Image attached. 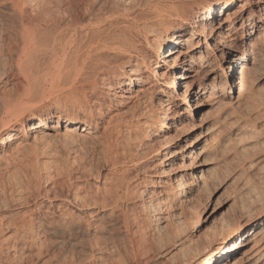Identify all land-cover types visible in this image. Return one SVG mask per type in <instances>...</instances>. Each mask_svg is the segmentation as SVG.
I'll list each match as a JSON object with an SVG mask.
<instances>
[{
	"label": "bare ground",
	"instance_id": "obj_1",
	"mask_svg": "<svg viewBox=\"0 0 264 264\" xmlns=\"http://www.w3.org/2000/svg\"><path fill=\"white\" fill-rule=\"evenodd\" d=\"M154 1L146 2L141 14L132 15L129 0H0V82L2 71L14 72L20 87L15 95L0 93V113L10 115L0 128V155L18 134L25 131L34 138L35 132L46 128L64 142L79 141L85 134L98 136L100 161L107 169L103 188L88 194L74 183L63 203L50 204L57 211L55 221L39 222L30 215L19 218V209L1 215L0 264L17 263L40 234L59 249L57 260L62 263L72 252L77 264H126L121 253L109 247L124 242L129 264H149L163 251L150 237L140 235L149 226L133 212L137 207L152 213L173 209L183 197L178 188L186 181L178 172H170L177 166L178 152L166 146V121L175 116L169 106L178 107L179 102L190 109V100L198 101L205 94L210 101L207 106L229 109L235 115L257 106L254 93L242 95L249 73L264 61V55L257 52L264 45V31L254 38L258 27L264 29V7L263 14L256 17L264 0L202 2L195 11L191 0ZM112 19L121 21L91 31ZM185 33L188 35L183 36ZM242 47L243 52H238ZM211 62L221 72L217 84L201 82L214 73ZM229 82L233 83L227 87ZM154 92H159L156 102L163 105L160 113L154 110ZM140 93L144 97L137 100ZM45 94L60 102L30 110ZM134 99L136 106L124 112ZM220 121L217 117L207 126L204 136L194 134L189 144L184 156L195 157L193 169L197 172L191 174L193 182L184 195L205 190L215 179L208 164L220 152L211 134ZM147 133L153 135L155 145L147 146L152 142ZM144 147H148L146 151ZM162 166L168 169L165 175L174 178L167 177L169 184L159 187L156 197L152 189L160 181L153 178ZM257 184L264 189L262 178ZM260 188L249 198L260 209L255 220L242 227L221 224L207 235L204 245L179 249L180 256L171 255L168 264H228L232 259V264H264V196ZM242 204L241 213H247ZM195 215L200 221L201 212L197 210ZM167 216L166 238L174 246L181 241L184 227L174 212ZM154 218L158 220L157 215ZM8 250L15 253L11 260Z\"/></svg>",
	"mask_w": 264,
	"mask_h": 264
},
{
	"label": "rangeland",
	"instance_id": "obj_2",
	"mask_svg": "<svg viewBox=\"0 0 264 264\" xmlns=\"http://www.w3.org/2000/svg\"><path fill=\"white\" fill-rule=\"evenodd\" d=\"M86 1L89 3L95 1L97 3L103 0ZM129 1V6H133L132 8H134L130 12L132 15L144 12L147 7L146 2H148V5L156 2L154 0ZM214 1L191 0V4H193V10L195 11L199 6L197 4L204 2L209 5ZM263 7L262 5L261 11L256 14V17L259 14H263ZM247 15L248 13L244 15V21H246ZM120 21V19L119 21L118 19L104 21V23L98 24L92 30L89 29L91 31H100L107 28L110 22L112 24ZM239 24L236 26H240ZM263 31V27H258L254 38L259 37ZM187 35L188 33L183 34V36ZM211 44L213 43L211 42ZM245 44L247 45V41L244 43V48ZM240 51L243 52V47L238 49V52ZM257 52L264 55V45H259ZM225 66L224 64L222 65V67ZM209 67L211 69L214 68V73L202 78L201 82L217 84L219 81L218 76L221 72L218 71L215 62H211ZM2 72L0 93L3 92L7 96L11 94L15 95L17 91H20V87L16 79H13L14 72L13 74L9 72H3V74ZM48 79L50 80V78ZM48 79L46 81L47 84L49 83ZM6 80L8 82L4 83ZM232 83L229 82L227 87L232 85ZM246 85L247 90L242 96L245 98L252 92L255 95H253L255 99L259 101L258 107L256 106L257 108L237 113L241 115L240 117L243 116L241 120L238 119L239 115L233 114L229 109L207 106L210 101L206 99V94L202 96L204 98L200 97L198 101L190 100V109L179 102L178 107L172 108L169 106L171 108L170 112L173 111L175 116H170L168 121H166L169 126L165 134L166 141H168L166 146L167 149H171V152H178L176 155L178 156V160L176 161L177 166L171 168L170 172H178V174L185 176L186 181L184 187L178 188V191H182L183 197L179 198V202L174 203L173 209L152 213L145 211L144 207H137V211L133 212L140 215V220L146 222L147 226H149L148 229H142L143 231L142 233L140 232V235L143 234L142 236L147 235L148 238L150 237L153 245L155 244L156 247H160L163 251H160L162 252L160 256H156L149 264H168L171 255L180 256V253L177 252L179 249L189 250L204 245L207 235L216 231L221 224L228 223L242 227L246 223L255 220V217L259 214L260 209L258 205L249 198L253 197L254 189L257 188L256 190L259 191L258 179L262 178V182L264 181V61L254 66V71L249 73ZM196 88L195 85L194 90ZM15 89L18 90L15 92ZM145 89V87L142 88V90ZM153 94L155 96L154 107L156 106L154 110L157 111H155L156 113H160L163 107L161 105L162 102H156L159 92H154ZM143 97L144 94L140 93L137 100L143 99ZM37 101L35 103L38 104L31 107L30 110H34L51 101L60 102V99L45 94V97ZM136 102V99H134L128 103L123 111L128 112L130 109H133L137 104ZM35 103L26 102L25 104L35 105ZM217 117H221V121L211 130V134L220 152L217 160L209 161L208 164V168L215 179L205 187V190L184 195V192L188 191V187L192 185L193 179L191 174L197 172L193 169L195 167V157L192 156L190 159H187L184 155H187V152L191 148L189 144L193 141L194 134L198 137L204 136L203 132L205 128L211 126ZM8 120H10V115L6 111H2L0 113V128ZM56 121L57 119L53 120V122ZM28 124H31V122ZM102 125L106 124L102 123ZM158 128L161 129L162 125H158ZM151 131L153 133L154 129ZM151 133H147L149 140L151 141L152 139V142H148V147L150 145L153 146V144L155 145L154 137ZM29 135L27 137L25 131L18 134L10 147L2 153V156L0 155V216L11 215L12 212L19 209L22 211V214L18 216L19 218L20 216L28 217L30 215L33 218H38L37 221L39 222L46 221L48 218L49 221H55L57 220V211L54 207L51 208L50 204L57 205L63 203L71 195L70 185L74 183V185L78 184L79 187L81 186V192L86 188L85 192L87 191L88 194L94 188H103L102 183L105 179L103 176L106 175L107 169L103 167L100 161V144L97 143L98 136L93 135L90 137V135L85 134V138L79 141L64 142L60 136L54 135L53 132L46 128H40L38 132H35L34 138H30ZM148 147H144V151ZM167 170L163 166L158 169L157 172L159 173L153 179L160 181V183L154 185V189L151 186H147L150 188L149 191L152 189L156 197L158 196L159 187L169 184L167 177L174 178L171 175H165ZM83 172L87 173H85L86 179L81 175ZM170 172L167 174H171ZM173 184L176 186L175 182ZM88 189L90 190L88 191ZM262 189L260 188V190ZM94 190L91 192H94ZM262 192L263 197L264 189ZM244 193L245 196H243ZM138 202L135 201L134 204L141 206ZM143 202H146V200L143 199ZM241 204L245 207L244 210L248 211L247 213H241ZM4 205L6 208L4 207L5 209L3 210L2 206ZM197 210L201 212L200 221L195 215ZM73 211L76 215L80 214L75 209ZM173 212L178 215L184 227L181 241L173 244L174 246L166 238V230L170 226V218L167 215ZM154 215H157L158 220L154 218ZM48 239V236L40 234L35 240H38L35 242V245L25 250L18 262H14V264H77L76 261H73L75 258L72 257V252H70L72 254L69 253L67 262L62 263L59 259L57 260L59 249L52 246ZM119 244L117 246L110 245L109 247H112L111 249L114 253H121L122 259H126L124 263L129 264L127 246L124 242ZM8 251L7 253H9L8 255L11 260L15 253L13 250ZM232 263L233 259L231 262H228V264ZM4 264H13V262L10 263L9 261L8 263L7 261Z\"/></svg>",
	"mask_w": 264,
	"mask_h": 264
}]
</instances>
